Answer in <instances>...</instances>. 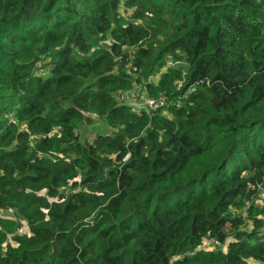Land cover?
Listing matches in <instances>:
<instances>
[{"label": "trees", "instance_id": "16d2710c", "mask_svg": "<svg viewBox=\"0 0 264 264\" xmlns=\"http://www.w3.org/2000/svg\"><path fill=\"white\" fill-rule=\"evenodd\" d=\"M258 185L264 0H0V264H264Z\"/></svg>", "mask_w": 264, "mask_h": 264}, {"label": "rangeland", "instance_id": "374dc122", "mask_svg": "<svg viewBox=\"0 0 264 264\" xmlns=\"http://www.w3.org/2000/svg\"><path fill=\"white\" fill-rule=\"evenodd\" d=\"M130 12H128L129 14ZM127 68V66L125 67ZM133 72V71H132ZM135 73V77L138 78V73ZM135 91H140L139 87H135L134 89ZM162 115L164 116H168L167 113L163 112ZM115 131L110 129L106 123L101 120L98 119L96 116L91 115V114H84L83 119L81 121V123H79L77 125L76 128V135L79 137V142L81 144H92L93 141L98 137V136H104V135H112ZM36 138V137H33ZM56 154H58L57 152H55ZM249 190L252 191H256V196L257 199L253 202V204L259 208L264 206V191L262 190V188L260 187V185L257 186V188L254 187H249ZM67 194H68V189H66ZM67 194H65L63 192V195L66 196ZM66 199V198H65ZM50 202H52V200H50ZM237 214L242 215L243 218L246 216V209L245 211H238ZM0 216L1 217H5V218H9L12 219L13 215L12 212H0ZM247 221L244 225V227L246 228L248 225ZM18 223V227L20 229V237H24V235L28 234V228L27 225L24 221L22 220H17ZM205 244H207V242H205Z\"/></svg>", "mask_w": 264, "mask_h": 264}, {"label": "built area", "instance_id": "2783aa9c", "mask_svg": "<svg viewBox=\"0 0 264 264\" xmlns=\"http://www.w3.org/2000/svg\"><path fill=\"white\" fill-rule=\"evenodd\" d=\"M117 100L132 110L135 113L144 112L148 116H153L154 113L162 110L165 106L166 96L160 95L158 97H149L145 94H139L135 91L127 93H120L116 96ZM17 234H20V229H17ZM213 247L220 248L219 243H212Z\"/></svg>", "mask_w": 264, "mask_h": 264}]
</instances>
